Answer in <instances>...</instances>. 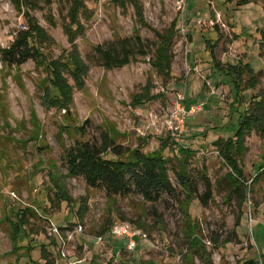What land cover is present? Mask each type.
Masks as SVG:
<instances>
[{"label":"rangeland","instance_id":"1","mask_svg":"<svg viewBox=\"0 0 264 264\" xmlns=\"http://www.w3.org/2000/svg\"><path fill=\"white\" fill-rule=\"evenodd\" d=\"M26 2L0 0V48L30 24L43 33L36 60L9 66L0 57V264H241L249 258L260 264L264 182L254 176L264 132L247 131L237 156L250 187L242 205L230 195L231 169L213 142L233 135L230 126H238L246 108L261 110L250 99L264 96V0H185L183 9L178 0H138L146 25L127 0ZM174 19L168 80L151 64L152 54L121 68L95 63L96 45L135 30L154 40ZM207 37L223 66L239 68L243 97L234 96L229 79L200 52ZM143 92L153 98L141 102ZM177 101L197 107L171 129ZM222 116L230 124L221 126ZM86 119L91 126L83 137L76 128ZM100 129L125 146L162 150L177 195L156 202L137 193L107 196L70 174L66 150L76 139L98 138ZM180 146L193 152L186 170L196 194L204 191L200 174L211 182L205 206L183 199Z\"/></svg>","mask_w":264,"mask_h":264},{"label":"trees","instance_id":"2","mask_svg":"<svg viewBox=\"0 0 264 264\" xmlns=\"http://www.w3.org/2000/svg\"><path fill=\"white\" fill-rule=\"evenodd\" d=\"M27 0H23L26 2ZM123 5L126 0H118ZM133 4L137 20L146 25L143 17V9L138 0H127ZM245 0H238L237 4H243ZM135 30V29H134ZM176 32V19H174L170 27L163 33L155 31L156 39L146 40L135 30L131 37H123L116 41L109 42L105 45H96L93 48V58L98 66L104 69L121 68L137 58L150 56L151 64L156 68L157 72L168 80L171 74V60L173 57L170 44L171 38ZM43 33L35 25L30 24L28 30L18 31L14 40L8 47L0 48V57L5 65H21L28 59H37L39 52V39ZM264 38V37H262ZM264 42V41H262ZM204 51L208 53L212 68L220 71L229 79L231 91L235 95H240L242 89L239 84V68L236 69L232 65L223 66L215 55V42L204 38ZM86 63V61L83 59ZM77 64H80L77 61ZM87 64V63H86ZM229 68H226L228 67ZM238 76V77H237ZM249 86L246 84L245 87ZM62 87V86H61ZM247 89V88H246ZM202 91V89H201ZM240 91V92H239ZM243 97V96H242ZM64 98V97H63ZM153 96H149L147 92H143L141 102L151 100ZM251 102L256 103V109H261L259 113H251L246 108V113L242 116V121L236 128L230 126L233 135L226 138H218L213 144L216 146L218 154L228 165L231 171L227 172V178L231 187L230 195H236L239 204H243L249 191L242 168L238 165V158L243 149L241 147L245 133L252 127L260 132H264V96L259 99L251 97ZM189 108V107H188ZM244 111V108H243ZM242 113V110H239ZM225 117H228L226 115ZM221 117V126L226 123L230 124L227 119L223 122ZM226 119V118H225ZM237 119V118H236ZM234 122H232L233 125ZM91 121L86 119L82 125L77 126V132L81 136H86ZM228 126V129H230ZM233 137V138H232ZM234 147V150L232 149ZM181 156L180 171L177 172V180L181 187L183 199L189 200L195 198L205 206L212 198V186L209 178L205 173L200 174V179L204 188L202 194L197 193L196 183L188 176L186 166L187 158L192 155V150L188 147L180 146L177 148ZM66 170L74 176H82L85 183L92 188L102 189L107 196L129 195L137 193L142 196L145 201L156 202L162 196L175 197L177 189L171 181L167 157H164L162 150L153 151L151 153L143 152L138 146H125L117 142L105 129L99 130L98 138L90 140H75L66 150L63 156ZM254 180L264 182V157L256 171ZM252 180V181H254ZM57 187V186H56ZM57 189V188H56ZM62 194L64 192H61ZM68 200V199H65ZM178 200V199H177ZM14 224V237L16 240L21 228L18 222ZM240 224V218H237L236 225ZM260 264H264V252L260 255ZM241 264H257L256 259L249 258Z\"/></svg>","mask_w":264,"mask_h":264},{"label":"built area","instance_id":"3","mask_svg":"<svg viewBox=\"0 0 264 264\" xmlns=\"http://www.w3.org/2000/svg\"><path fill=\"white\" fill-rule=\"evenodd\" d=\"M184 6H185V0H178V8L183 9ZM196 107L197 106H191L190 108H186L183 105H181L180 101H177L175 110H173L170 114V119H169L170 120V128L173 129L172 128L173 120H178V122H180L179 116L184 115L188 112H190V113L194 112ZM177 128H178L177 126L174 127L175 130H177Z\"/></svg>","mask_w":264,"mask_h":264}]
</instances>
